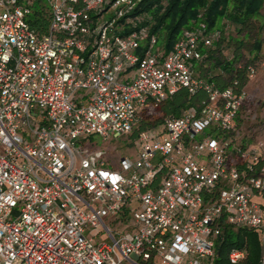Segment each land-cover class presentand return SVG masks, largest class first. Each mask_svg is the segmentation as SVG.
Returning a JSON list of instances; mask_svg holds the SVG:
<instances>
[{
  "label": "built area",
  "instance_id": "2783aa9c",
  "mask_svg": "<svg viewBox=\"0 0 264 264\" xmlns=\"http://www.w3.org/2000/svg\"><path fill=\"white\" fill-rule=\"evenodd\" d=\"M141 2L0 0V264H218L227 230L256 231L264 264V142L243 134L246 88L207 79L220 34L201 15L165 54ZM179 89L191 106L140 132L134 159L114 169L90 147L130 138Z\"/></svg>",
  "mask_w": 264,
  "mask_h": 264
},
{
  "label": "trees",
  "instance_id": "16d2710c",
  "mask_svg": "<svg viewBox=\"0 0 264 264\" xmlns=\"http://www.w3.org/2000/svg\"><path fill=\"white\" fill-rule=\"evenodd\" d=\"M165 8L160 6L161 0H142L139 8L149 12L153 17L154 24L151 27V33L158 38L159 50L165 54L171 51L174 44L180 39L182 29L188 18H192L191 12L196 11L201 15V21L207 26L209 32L214 31L222 20L232 22L238 34H243L241 40H234L232 44L233 55L230 62L224 64L220 74L211 77L207 74L209 82L217 87H225L237 81L242 87L246 88L248 82L247 68L249 65L238 66L241 52L247 39L252 35V29H255L251 23L257 19H264L261 13L264 8V0H166ZM154 6V8H153ZM153 8V9H152ZM196 19H198L196 17ZM32 29L40 35L47 30L49 23V12L44 8H36L29 18ZM215 41L213 47L207 52V60H210L212 54L220 48L221 36ZM215 47V48H214ZM262 41L256 38L253 44V50L256 56L260 53ZM255 56V57H256ZM205 61V62H206ZM216 65L220 63L216 61ZM192 98L185 89H179L178 92L166 99L153 112L157 116L150 115L142 120L138 130L130 136V141H134L138 134L151 127L161 126L164 119L169 117H178L182 110L191 106ZM159 116V117H158ZM244 248L247 255L241 264H259L261 257L260 240L256 231H238L231 230L225 232V237L220 245V255L217 259L218 264H229L226 259L227 252L233 248Z\"/></svg>",
  "mask_w": 264,
  "mask_h": 264
},
{
  "label": "rangeland",
  "instance_id": "374dc122",
  "mask_svg": "<svg viewBox=\"0 0 264 264\" xmlns=\"http://www.w3.org/2000/svg\"><path fill=\"white\" fill-rule=\"evenodd\" d=\"M141 1V0H139ZM261 13L264 14V8ZM192 18H188L185 22L184 29L190 28L198 14L196 11L190 13ZM232 22L222 20L221 24L212 31V33H223L220 41V48L216 53L212 54L210 60L206 61L203 66V70L206 73L214 77L220 74L222 66L231 61L233 55L232 44L233 41L241 40L243 34H238ZM255 29H252V35L250 39L245 42L244 50L240 54L238 66L249 65L253 67L255 75L252 79L248 78L246 84V91L248 95V101L246 108L251 112V119L247 120L243 125V134L249 140L256 142H264V19H257L251 22ZM258 38L262 41V48L260 53L256 56L253 50L254 40ZM215 48V47H214ZM256 56V57H255ZM216 61L220 63V66L216 65ZM199 71V68H195ZM150 115L157 116V113L149 111ZM159 117V116H158ZM93 150L101 151L105 154V160L109 162L110 166L114 169H118L119 162L124 157L134 159L136 156V145L127 139L113 141L110 144H102L97 138H93L89 143ZM87 144V145H89Z\"/></svg>",
  "mask_w": 264,
  "mask_h": 264
}]
</instances>
